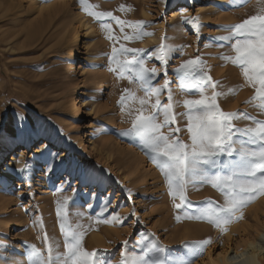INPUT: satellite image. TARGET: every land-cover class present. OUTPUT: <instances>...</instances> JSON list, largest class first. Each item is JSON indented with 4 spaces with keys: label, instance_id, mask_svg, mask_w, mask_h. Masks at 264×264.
<instances>
[{
    "label": "rangeland",
    "instance_id": "374dc122",
    "mask_svg": "<svg viewBox=\"0 0 264 264\" xmlns=\"http://www.w3.org/2000/svg\"><path fill=\"white\" fill-rule=\"evenodd\" d=\"M176 10L182 13L172 19ZM253 15H264V0H0V169L26 136L35 138L26 160L7 167L10 178L0 173V264H35L32 246L45 264H60L66 237L72 243L73 235L106 264H132L139 257L195 264L208 250L219 253L228 236L235 244L254 234L264 223V193L253 194L230 223L217 227L202 214L224 203L220 188L188 175L184 200L173 196L153 159L157 153L140 137L121 135L138 115L155 111L162 122L171 103L176 120L161 132L179 127L173 138L190 144L185 101L210 99L214 92L221 111L238 113L235 127L264 122L259 86L232 63L233 45L243 38L233 26ZM139 60L161 73L166 62L170 86L164 88V75L151 71L141 79ZM188 60H197L203 72L173 71ZM157 98L161 104L153 110ZM79 101L82 119L75 121ZM233 139L252 151L262 146L240 133ZM42 141L49 147L39 153ZM56 153L60 161L52 170ZM238 160L235 152L219 157V168L205 166L208 177L229 175L234 165H224ZM260 175L238 172L234 179L258 181Z\"/></svg>",
    "mask_w": 264,
    "mask_h": 264
},
{
    "label": "snow or ice",
    "instance_id": "6c2138e0",
    "mask_svg": "<svg viewBox=\"0 0 264 264\" xmlns=\"http://www.w3.org/2000/svg\"><path fill=\"white\" fill-rule=\"evenodd\" d=\"M104 15L112 16V13L108 12L104 13ZM104 27L109 28L110 26L106 24ZM233 27L234 34L243 38L236 39L233 45L236 56L232 63L240 66L243 76L254 87L256 85L259 86L257 94L260 100L264 101V15H253L250 19ZM122 50L124 52L137 51L128 48H122ZM115 51L116 49H113V52ZM157 59L161 58L157 57ZM138 63L141 65V69L138 72L141 79H144L145 74L151 71L154 76L164 75V88L170 86L171 81L167 79L166 62L162 73L157 68H152L151 70L144 68L143 60H139ZM173 71L192 76L197 72H203V69L197 60H188L182 63L179 68L173 69ZM213 87L215 86L213 85ZM160 91V88L154 89L157 97ZM201 94L203 96V90H201ZM217 96H219V93L214 92L210 99L207 96H203L201 99L185 101V106L189 109L187 114V132L190 135V144L184 143L178 138H173L181 131L179 127L169 128L167 134L161 132V128L164 125L176 120V117L171 116L169 113L172 108L171 103L164 106L162 122H157L155 111L152 115H138L135 117L132 128L127 132L121 133V135L140 137L145 141V147L157 153L153 159L164 170V174L169 181V187L173 189V196L178 194L181 200H184L183 190L185 178L188 175L206 179L214 188H220L224 193V203L216 205L209 211H205L202 217L206 215L211 223L222 228L223 225L230 223L236 212L252 199L253 194L257 192L264 193V122H260L256 128L240 129L235 127L232 120L238 113H224L221 111L216 103ZM170 100L171 96H169ZM139 103L143 106L146 101L141 99ZM160 104L161 101L157 98L152 105L153 110ZM259 107L264 109V103H261ZM236 133L247 136L251 143H256L259 140L262 142V146L258 151L247 149L243 142L237 146L233 139ZM234 152L238 154L239 160L229 161L224 165V167H228L229 164L234 165V169L229 175L208 177L205 166L207 168H219L221 165L218 158L224 155L231 157ZM59 161V154H53L52 170ZM18 171L23 172L24 169ZM238 172L246 173L254 178L258 172L261 175L258 181L255 179H234ZM49 174L51 173L49 172ZM67 201L68 197H65L64 202L67 203ZM59 207H62V205L58 202V211ZM175 207L179 208L180 205L176 204ZM236 218L238 219L239 217ZM72 241V243H67L66 237L68 251L65 258L60 261V264H106L95 252L84 251L80 246L79 238L75 235L72 236ZM208 242L210 241H205L204 243ZM32 250L37 258L35 264H45V260L40 258V253L35 246H32ZM93 257H96V259L93 260ZM48 259L50 262L51 257ZM121 264H124L123 260ZM132 264H161V262L156 260L149 261L145 260L144 257H139L133 260Z\"/></svg>",
    "mask_w": 264,
    "mask_h": 264
},
{
    "label": "bare ground",
    "instance_id": "6f19581e",
    "mask_svg": "<svg viewBox=\"0 0 264 264\" xmlns=\"http://www.w3.org/2000/svg\"><path fill=\"white\" fill-rule=\"evenodd\" d=\"M201 1H203V0H197V2H201ZM180 8H182L181 10H185V8H183V7H180ZM181 13L182 12L179 10L173 11L171 18L172 19L177 18L179 15H181ZM221 13H222V11H221ZM81 26L85 27L87 25H85V24L83 25V23H82ZM79 37L80 36H79L78 32H76V34L74 36V42L75 43L79 42ZM76 53H77V49H75L73 51V57H76ZM76 73H77V69H75V67L72 66L69 70V74L71 76H75ZM243 82H246V81L243 80ZM248 85L249 84H247L246 87H249ZM244 90L248 91V88L244 89ZM243 93H245V92H243ZM244 97H246V95ZM239 102H240V100H239ZM80 103H81V101H79L75 107V114H74L75 115L74 116L75 121H79L82 119V115H81L82 113H81V110L79 107ZM34 142H35L34 137H32L30 135L26 136L24 139L23 147H20L19 149L15 150L13 153H11L7 157L8 161L6 163V167H4L2 170L0 169V173L4 171L3 174H5V176L7 178H10L9 171H8L7 167L19 166L23 160H26V158L34 150ZM48 147H49V143L46 141H42L41 143H39L37 150L40 153ZM64 148H65V146H64ZM91 150H92V147H91ZM204 228H202L203 231H205L207 229V227L205 229ZM206 231H209V229H207ZM210 233H212V232H210ZM196 237H197V235H196ZM201 237H202V235H201ZM208 237L209 236L207 235V238ZM217 238L218 237H216V240H218ZM204 240H206V239H204ZM220 250L221 251L219 253L215 252L214 249H211L210 251L208 250L205 257L195 264H264V223L256 228L254 234H252L251 236H245V238L242 239L238 243L236 242L235 244H232L230 241V237L228 236L227 239H225L224 242H222V244L220 245Z\"/></svg>",
    "mask_w": 264,
    "mask_h": 264
}]
</instances>
